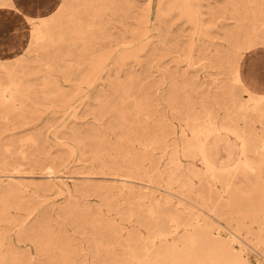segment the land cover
I'll return each mask as SVG.
<instances>
[{"label": "rangeland", "instance_id": "374dc122", "mask_svg": "<svg viewBox=\"0 0 264 264\" xmlns=\"http://www.w3.org/2000/svg\"><path fill=\"white\" fill-rule=\"evenodd\" d=\"M35 1L5 0L0 10L20 11L28 36L32 23L24 8ZM65 1V17H77L88 32L72 44L21 51L18 58L28 60L31 72L21 75L29 94L0 105V175L14 178L0 177V263L18 254L26 264H129L133 243H150L155 203L118 187L124 181L115 167L138 145L133 138L142 126L167 134L168 150L174 143L181 149L193 106L211 103L221 119L227 107L233 109L227 59L236 48L228 33L243 28L264 34V0H191L197 21L183 0ZM250 53L264 56V42ZM13 56L0 60V75L18 68L10 64ZM234 90L236 102L246 101L243 89ZM144 102L146 114H137L135 104ZM256 127L264 134V123ZM219 144L225 159L227 148ZM163 150L159 145L152 153L162 161L157 174L169 166ZM249 157L260 169L232 176L240 215L230 223L258 264L264 263V229L244 214L251 212L249 201L264 194V163L261 155ZM225 180L206 176L189 187L188 176L179 175L169 186L174 201L185 194L201 202L198 194L212 189L213 199L223 202ZM184 232L181 226L173 237L180 240Z\"/></svg>", "mask_w": 264, "mask_h": 264}, {"label": "bare ground", "instance_id": "6f19581e", "mask_svg": "<svg viewBox=\"0 0 264 264\" xmlns=\"http://www.w3.org/2000/svg\"><path fill=\"white\" fill-rule=\"evenodd\" d=\"M5 4V0H0V6ZM66 4L65 0H47L44 8L48 14L46 11L26 14L32 27L30 34L26 35L28 38L21 51L46 50L49 47H58L62 42L72 44L77 39H83L88 30L83 28L77 17L72 19L65 17ZM190 4L191 0L182 1L183 8L196 20L198 14L190 8ZM103 8L107 6H100L98 10L101 11ZM145 33L146 30L143 35ZM228 35L236 48L233 55L227 59L229 81L232 84L227 93L234 100L233 109L227 107L226 115L221 119L211 103H202L200 108L193 106L185 117L186 127L183 133L186 139L181 149L178 148L181 145L174 143L172 150H168L170 144L166 140L167 134L156 135L148 127L142 126V131L133 138V142H137L138 145L133 146V152H126L121 165L115 167L122 172L120 176L124 181L118 187L122 189L127 187L133 194L140 198H151L155 203V207L150 210L152 217L150 228L154 232L149 244L144 241L142 246L138 247L133 243V249L129 254L133 264H252L246 252L247 241L232 229L230 223L237 220L240 215L237 190L232 187V179L236 177L237 171L249 172L260 169L255 165L256 161L249 157L251 153L263 156L261 163H264V134H260L256 127L257 122L264 123V88H257L253 79L247 78L246 74L249 60L254 55L250 52L264 42V34L255 30L248 33L241 28L229 32ZM20 52L9 58L16 59L10 64L17 65L18 68L6 67L4 75H0V105L4 107L16 104L18 96L29 94L25 92L26 87L21 78V75L31 74L27 70L29 62L25 58H18L23 55ZM105 59L106 57L97 61L94 66L95 72L100 71ZM130 79H133V76ZM172 84L175 85L173 80ZM236 87H240L248 94L246 101H235ZM135 105L137 114H146V102ZM172 108L175 109L174 106ZM250 113L256 114L257 118L248 117ZM186 130H189V133H186ZM221 142L227 148L225 159L219 156L218 147ZM159 145L164 148V154L170 156L166 171L157 174L156 170H160L159 164L162 161L156 160L152 153ZM182 156L185 159H182ZM198 164L204 166L199 167ZM179 175L188 176L189 184L184 185L189 187L206 176L213 182L222 181L226 177L223 185L228 198L223 201L224 203L213 199L211 189L207 196L203 193L198 194L201 202L189 201L187 195L178 193L180 199L174 201L171 196L174 193L173 188L169 184H173ZM5 176L8 180L14 181L12 175H0ZM138 183L141 185L138 186ZM190 192H193V188ZM185 201H189L191 206ZM249 202L251 212L245 213L244 216L251 217V224L256 223L264 229V194ZM194 207L199 212H195ZM184 217H189V221H184ZM181 226H184L185 232L182 238L177 240L173 235ZM20 231L24 232L23 229ZM252 248L261 253L260 248ZM261 254L264 258V252ZM0 264L26 262L17 254L9 262L7 258H3Z\"/></svg>", "mask_w": 264, "mask_h": 264}, {"label": "crops", "instance_id": "0c3cea01", "mask_svg": "<svg viewBox=\"0 0 264 264\" xmlns=\"http://www.w3.org/2000/svg\"><path fill=\"white\" fill-rule=\"evenodd\" d=\"M46 1L36 0L37 3L26 5L24 12L31 14L38 11L44 12L47 10L44 8ZM21 15L20 11L0 10V58H6L20 52L22 45L27 40L25 21ZM246 74L247 78L253 79L257 88H264V56H253L249 60Z\"/></svg>", "mask_w": 264, "mask_h": 264}]
</instances>
